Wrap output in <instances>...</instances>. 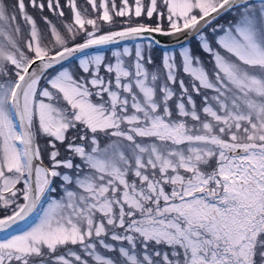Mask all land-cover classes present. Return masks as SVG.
Masks as SVG:
<instances>
[{"label":"snow or ice","instance_id":"6c2138e0","mask_svg":"<svg viewBox=\"0 0 264 264\" xmlns=\"http://www.w3.org/2000/svg\"><path fill=\"white\" fill-rule=\"evenodd\" d=\"M0 264H264V0H0Z\"/></svg>","mask_w":264,"mask_h":264},{"label":"trees","instance_id":"16d2710c","mask_svg":"<svg viewBox=\"0 0 264 264\" xmlns=\"http://www.w3.org/2000/svg\"><path fill=\"white\" fill-rule=\"evenodd\" d=\"M79 3L83 4L84 3V0H78Z\"/></svg>","mask_w":264,"mask_h":264}]
</instances>
